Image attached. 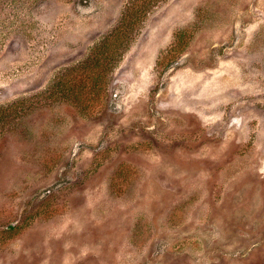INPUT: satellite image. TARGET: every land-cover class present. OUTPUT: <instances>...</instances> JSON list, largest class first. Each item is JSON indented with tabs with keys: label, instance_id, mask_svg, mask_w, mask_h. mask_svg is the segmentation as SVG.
<instances>
[{
	"label": "rangeland",
	"instance_id": "obj_1",
	"mask_svg": "<svg viewBox=\"0 0 264 264\" xmlns=\"http://www.w3.org/2000/svg\"><path fill=\"white\" fill-rule=\"evenodd\" d=\"M131 2L0 0V264H264V0H146L84 115Z\"/></svg>",
	"mask_w": 264,
	"mask_h": 264
},
{
	"label": "trees",
	"instance_id": "obj_2",
	"mask_svg": "<svg viewBox=\"0 0 264 264\" xmlns=\"http://www.w3.org/2000/svg\"><path fill=\"white\" fill-rule=\"evenodd\" d=\"M145 4L146 0H132L128 6L130 14L124 13L112 32L99 41L81 62L68 68L63 79L60 76L55 87L61 100L69 102L84 115L97 106L105 95L107 80L124 47L128 31L131 30L130 21L138 20ZM2 111L0 124L5 114Z\"/></svg>",
	"mask_w": 264,
	"mask_h": 264
}]
</instances>
